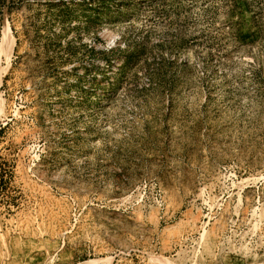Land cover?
Instances as JSON below:
<instances>
[{
    "label": "rangeland",
    "instance_id": "obj_1",
    "mask_svg": "<svg viewBox=\"0 0 264 264\" xmlns=\"http://www.w3.org/2000/svg\"><path fill=\"white\" fill-rule=\"evenodd\" d=\"M5 21L0 264H264V0H7Z\"/></svg>",
    "mask_w": 264,
    "mask_h": 264
},
{
    "label": "bare ground",
    "instance_id": "obj_2",
    "mask_svg": "<svg viewBox=\"0 0 264 264\" xmlns=\"http://www.w3.org/2000/svg\"><path fill=\"white\" fill-rule=\"evenodd\" d=\"M15 44H16V38L11 32L8 22L5 21L2 26V36L0 41V58L5 59V63H6L4 67L5 71H7V69L10 67L11 57L15 48Z\"/></svg>",
    "mask_w": 264,
    "mask_h": 264
},
{
    "label": "trees",
    "instance_id": "obj_3",
    "mask_svg": "<svg viewBox=\"0 0 264 264\" xmlns=\"http://www.w3.org/2000/svg\"><path fill=\"white\" fill-rule=\"evenodd\" d=\"M0 2H1V5H5L7 0H0ZM8 13L11 14V9H10V5L9 4H8Z\"/></svg>",
    "mask_w": 264,
    "mask_h": 264
}]
</instances>
